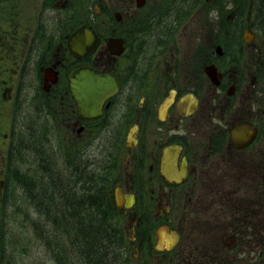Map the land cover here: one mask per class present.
<instances>
[{"label": "flooded vegetation", "instance_id": "flooded-vegetation-1", "mask_svg": "<svg viewBox=\"0 0 264 264\" xmlns=\"http://www.w3.org/2000/svg\"><path fill=\"white\" fill-rule=\"evenodd\" d=\"M28 1L26 30L18 20L5 37L18 53L2 82L11 96L16 74L37 68L36 97L54 109L61 138L84 145L85 168L97 166L107 149L115 170L111 197L115 205L118 186L134 260L264 264V14L258 7L246 39L242 0ZM210 8L219 18L229 10L230 31L211 21ZM81 27L99 42L77 57L68 40ZM110 37H122V53H111ZM80 65L117 78L94 120L78 117L67 85L69 69ZM161 224L171 229L170 250L156 248Z\"/></svg>", "mask_w": 264, "mask_h": 264}, {"label": "rangeland", "instance_id": "rangeland-1", "mask_svg": "<svg viewBox=\"0 0 264 264\" xmlns=\"http://www.w3.org/2000/svg\"><path fill=\"white\" fill-rule=\"evenodd\" d=\"M3 6L9 10V18L3 16L1 10ZM25 11L18 0H0V83L3 79L9 78L10 71L6 68L14 65L11 62L14 59L12 55L14 52L18 53V50L14 51L15 47L11 46L12 42H9L5 36L13 33L18 20L24 23L21 18L26 17ZM213 15L215 14L212 12L211 16ZM30 31L31 29L28 28L27 33L29 34ZM36 69L30 66L24 76L21 74L15 76V81L18 83L16 104L0 98V157H4L3 154L6 153L4 148L8 143L7 150L11 153L9 171L16 169L18 178L31 183L33 181L36 194H39L41 184L46 185L49 194V180L43 177L48 174L43 173L42 170L41 175L32 171L35 168V161L44 156L49 157L46 153L49 144L55 145L53 137L49 134L44 137L49 115L44 107L45 100L36 97V78L33 77L37 73ZM0 89H2L1 85ZM9 130L12 131L11 135L8 134ZM4 133L11 136L6 142L2 139ZM11 141L12 149L9 147ZM36 144L39 146L38 149ZM23 145L26 150L19 152L18 148H22ZM61 162L59 159L56 174L62 179L72 176L73 172H69L68 165L63 163L66 166L62 167ZM4 168L7 170L6 165ZM77 177H80V174L76 172L74 178ZM20 181L8 175L3 217L0 215V264H91L92 254L89 252L88 240L84 236L80 237L78 232L75 236L72 231L71 235L73 234L75 238L72 236L68 238L61 227L55 229L53 222L45 216H40L37 210H32L31 196ZM74 241L80 253L76 251ZM84 252L88 255L82 254ZM55 255L60 257L59 263ZM118 264L122 262L119 261Z\"/></svg>", "mask_w": 264, "mask_h": 264}, {"label": "trees", "instance_id": "trees-1", "mask_svg": "<svg viewBox=\"0 0 264 264\" xmlns=\"http://www.w3.org/2000/svg\"><path fill=\"white\" fill-rule=\"evenodd\" d=\"M259 12L264 13L263 3L260 5ZM20 150L22 152L26 150L24 145ZM67 162L68 170L73 172V175L62 179L56 174L55 163L50 158L44 156L38 160L42 172L48 174L43 177L49 180V194H47L48 188L44 184L40 185L42 189L40 188L39 194H36L34 182L18 178L16 169L13 171L15 174L12 172L9 173V176H14L17 181L21 180L20 183H23L27 192L34 193L33 196L30 195L32 201L34 200L38 206L45 210L47 219L55 224H53L55 229L61 227L62 232L68 238L74 237L73 234L71 235L72 232L75 236L78 232L80 237L84 236L88 240L89 252L92 254L91 264H118L119 261L121 263L124 259L120 249L123 239L122 230L118 222L112 223V217L108 212L115 213L113 208H110L109 204H104V201H107L106 191L110 174L102 171L103 167H101L100 161L98 166L93 168L97 169L96 172L90 169L85 173L82 172V168L80 171L76 170L80 166L76 161L67 160ZM76 172L80 174V177L74 178ZM20 176L23 178L21 174ZM105 205L107 208H104ZM74 247L80 253L75 241ZM82 254L88 255L85 252ZM55 257L60 262V257L58 255ZM122 264L125 263L122 262Z\"/></svg>", "mask_w": 264, "mask_h": 264}, {"label": "water", "instance_id": "water-1", "mask_svg": "<svg viewBox=\"0 0 264 264\" xmlns=\"http://www.w3.org/2000/svg\"><path fill=\"white\" fill-rule=\"evenodd\" d=\"M73 74H75V71H73ZM70 88H71V92H72V95L74 98L75 97V93L77 92L76 91V81H75V78H72V80L70 81ZM2 187V181L0 180V189Z\"/></svg>", "mask_w": 264, "mask_h": 264}]
</instances>
